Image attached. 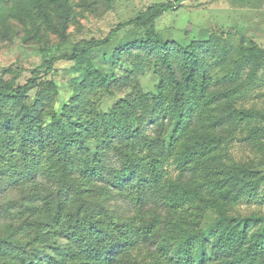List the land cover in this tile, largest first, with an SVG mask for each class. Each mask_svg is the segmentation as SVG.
Listing matches in <instances>:
<instances>
[{"label":"trees","instance_id":"1","mask_svg":"<svg viewBox=\"0 0 264 264\" xmlns=\"http://www.w3.org/2000/svg\"><path fill=\"white\" fill-rule=\"evenodd\" d=\"M184 1L74 40V0H0V35L12 40L20 22L42 55L25 83L26 69L0 78V264H264V213L237 210L264 183V164L228 153L244 131L264 147V112L238 106L264 49L225 36L164 39L157 19ZM60 61L73 63L65 84L53 78ZM146 68L156 91L142 90ZM61 89L72 97L58 107ZM119 92L103 110L101 97Z\"/></svg>","mask_w":264,"mask_h":264},{"label":"rangeland","instance_id":"2","mask_svg":"<svg viewBox=\"0 0 264 264\" xmlns=\"http://www.w3.org/2000/svg\"><path fill=\"white\" fill-rule=\"evenodd\" d=\"M162 1L167 0H114L110 8L105 4H98L88 9L85 0H74L77 17L71 24V35L74 40L102 38L116 23L133 18L149 5ZM9 27L10 34L13 35L12 40L0 35V78L6 68L26 69L17 80L19 83H25L30 77L29 69L42 62L39 43L24 41L25 29L22 23L14 21ZM156 27L164 39L178 40L185 45L194 39L200 40L212 35L229 38L235 48L244 42L247 46L257 45L264 49V0H185L175 10L166 12L158 18ZM0 28H3L1 23ZM130 31V28L124 29L108 48L102 52L96 50L95 54L99 60L105 51L111 52L116 44L124 41ZM51 38L52 41H57L55 35ZM72 65L73 63L66 61L58 62L53 78L60 84L67 83L72 77L70 73ZM258 74L251 88L239 95L238 106L256 108L264 112V68ZM138 77L142 90L156 91L158 75L155 70L146 68ZM9 78L10 75L7 74L5 79ZM124 94L125 92H119L115 96H102L99 105L108 111ZM30 96L36 97L35 89L30 91ZM71 97V92L61 89L57 106L67 102ZM246 133L247 131L238 133L230 142L229 155L236 161L264 164V147H260V144L254 145ZM262 142L264 144V136ZM171 169L174 170L173 167ZM172 172L177 174V171ZM254 173L255 176L259 175L258 171ZM237 210L242 214L264 213V183L260 184L257 193L245 194L238 202ZM215 216L216 214L210 211L205 224L214 221Z\"/></svg>","mask_w":264,"mask_h":264}]
</instances>
